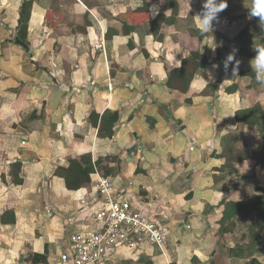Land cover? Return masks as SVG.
I'll list each match as a JSON object with an SVG mask.
<instances>
[{
  "label": "crops",
  "instance_id": "0c3cea01",
  "mask_svg": "<svg viewBox=\"0 0 264 264\" xmlns=\"http://www.w3.org/2000/svg\"><path fill=\"white\" fill-rule=\"evenodd\" d=\"M177 2L174 15L165 1L141 11L142 0H32L21 45L23 0H0V264H59L69 235L84 230L88 207L100 199L99 179L165 232L163 248L118 247L108 264H244L227 248L247 242L249 220H238L223 241L218 230L223 203L264 188V165L254 157L224 167L226 158L258 154L264 144L256 127L235 117L264 108V84L241 75L254 73L264 31L250 18L251 0H227L206 34L195 17L203 0ZM194 31L209 65L182 92L176 76L171 87L167 80L189 57ZM234 48L226 74L222 62ZM232 85L237 90L227 93ZM115 112L114 135L99 136L101 117ZM86 155L93 164L116 158L112 175L91 174L88 186L68 190L57 169Z\"/></svg>",
  "mask_w": 264,
  "mask_h": 264
},
{
  "label": "trees",
  "instance_id": "16d2710c",
  "mask_svg": "<svg viewBox=\"0 0 264 264\" xmlns=\"http://www.w3.org/2000/svg\"><path fill=\"white\" fill-rule=\"evenodd\" d=\"M143 6L139 9L141 11L147 10L151 4L157 3L159 0H142ZM172 7L174 15L178 14L179 5L177 0H164ZM32 7V0H23L20 16L18 20V31L21 45L25 44L27 34V24ZM163 17H157L152 20V25L155 26L153 31L154 38L158 39V30L160 24L163 22ZM150 20V19H149ZM264 31V29H262ZM193 35V33H191ZM194 37L196 42L192 46H188L189 57L183 60L181 67L173 69L167 80L168 87H171V78L176 76V89H181L182 92H186L190 86V83L196 74L202 73L204 69L209 65L208 60L200 54L199 44L203 37L199 31H194ZM246 34H239L234 38L235 43H239L241 38ZM227 42V41H225ZM228 43V42H227ZM243 76H249L251 80H255V74L252 72H241ZM252 81V82H253ZM237 90V85H232L226 89L227 93H234ZM236 121L243 123L250 127H256L264 141V108L260 104H255L252 108L247 110L238 111L235 114ZM119 120L118 113H105L101 117V124L99 127L98 135L101 137L111 138L114 135V126ZM106 122V128L103 129L102 123ZM223 156H225V149H223ZM255 158L257 162L264 165V144L261 151L258 154L244 155L238 159H225L224 167L227 169L234 168V164L237 161H242L247 158ZM116 158H104L98 159L94 164L92 163L91 156H81L79 158H70L68 160L67 167L58 168L56 174L63 178L65 186L68 190L76 191L84 186L90 184V175L98 173L100 177H109L112 175V169L108 166ZM21 162L14 164L16 169L19 170ZM259 194L255 196L247 197L239 202H227L224 204V210L222 218L219 221L220 228L218 230V236L222 240L226 234L233 233L237 227L238 220H249L247 224V242L241 245L236 244L233 248H227L228 255L230 257L240 259L244 261V264H264L259 259L264 255V188H256ZM224 240V239H223ZM222 240V241H223ZM222 246L227 247L225 241Z\"/></svg>",
  "mask_w": 264,
  "mask_h": 264
},
{
  "label": "built area",
  "instance_id": "2783aa9c",
  "mask_svg": "<svg viewBox=\"0 0 264 264\" xmlns=\"http://www.w3.org/2000/svg\"><path fill=\"white\" fill-rule=\"evenodd\" d=\"M96 192L100 199L88 207V224L82 232L69 235L67 251L59 256V264H108L110 254L118 247H164L162 226L141 209L133 208L109 179H99ZM87 206L82 204L83 208Z\"/></svg>",
  "mask_w": 264,
  "mask_h": 264
},
{
  "label": "clouds",
  "instance_id": "9594fccd",
  "mask_svg": "<svg viewBox=\"0 0 264 264\" xmlns=\"http://www.w3.org/2000/svg\"><path fill=\"white\" fill-rule=\"evenodd\" d=\"M164 0H159L163 3ZM188 7H190V0H188ZM227 8V0H203L202 9L196 14L201 32L206 34L214 30V22L219 23V13ZM151 10H158L157 5H153ZM251 17L258 18L260 27L264 29V0H251V8L249 9ZM256 55L250 61L251 69L255 74V79L258 83L264 84V44L254 47ZM236 49L234 48L229 53L223 63V70L228 73L229 65L235 60ZM239 61H236L232 66L231 74L233 77L237 75ZM219 67V65H214Z\"/></svg>",
  "mask_w": 264,
  "mask_h": 264
},
{
  "label": "rangeland",
  "instance_id": "374dc122",
  "mask_svg": "<svg viewBox=\"0 0 264 264\" xmlns=\"http://www.w3.org/2000/svg\"><path fill=\"white\" fill-rule=\"evenodd\" d=\"M260 259L264 262V257H261Z\"/></svg>",
  "mask_w": 264,
  "mask_h": 264
}]
</instances>
